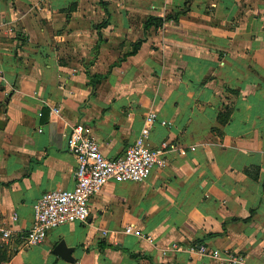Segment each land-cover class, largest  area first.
I'll list each match as a JSON object with an SVG mask.
<instances>
[{"label":"crops","instance_id":"0c3cea01","mask_svg":"<svg viewBox=\"0 0 264 264\" xmlns=\"http://www.w3.org/2000/svg\"><path fill=\"white\" fill-rule=\"evenodd\" d=\"M149 115L167 166L24 246L37 200L74 187L69 129L113 159ZM0 122V264H212L194 244L264 264V0H0Z\"/></svg>","mask_w":264,"mask_h":264},{"label":"built area","instance_id":"2783aa9c","mask_svg":"<svg viewBox=\"0 0 264 264\" xmlns=\"http://www.w3.org/2000/svg\"><path fill=\"white\" fill-rule=\"evenodd\" d=\"M53 112L58 113V110ZM154 118L149 115L146 120L149 126L125 148L122 155L113 159L102 155L99 144L85 132L82 125L71 127L66 134V146L76 161L74 187L71 190L48 191L37 200L32 207V227L22 237L24 246L42 244L49 231L65 224L86 223L89 201L109 182L142 183L148 179L153 169H164L167 166L166 155L180 151L175 144L163 143L158 148L148 144L149 127ZM161 125L171 127L166 121L161 122ZM123 232L143 237L140 230L134 227L127 226ZM10 237L9 230H0V247L7 244ZM187 249L208 258L212 264H248L243 256L230 250H209L202 244L189 245Z\"/></svg>","mask_w":264,"mask_h":264},{"label":"water","instance_id":"95a60500","mask_svg":"<svg viewBox=\"0 0 264 264\" xmlns=\"http://www.w3.org/2000/svg\"><path fill=\"white\" fill-rule=\"evenodd\" d=\"M1 125V122H0ZM1 127V126H0ZM73 252L72 248H68L64 242H59L58 244H56L54 250H53V254L57 257H59L60 259H62L63 261L67 262V263H72L74 260L71 258V254Z\"/></svg>","mask_w":264,"mask_h":264},{"label":"trees","instance_id":"16d2710c","mask_svg":"<svg viewBox=\"0 0 264 264\" xmlns=\"http://www.w3.org/2000/svg\"><path fill=\"white\" fill-rule=\"evenodd\" d=\"M161 21L160 20H157V19H153V18H149L148 20H147V22L145 23V25H144V29H148V28H150V27H152V26H154V27H159L160 25H161ZM141 45V42H138V43H136L134 46H133V49H132V51L128 54L129 56H131V55H134L136 52H137V49H138V47Z\"/></svg>","mask_w":264,"mask_h":264}]
</instances>
